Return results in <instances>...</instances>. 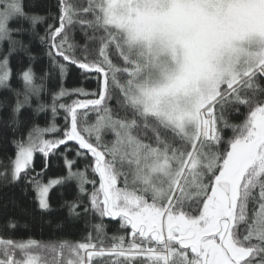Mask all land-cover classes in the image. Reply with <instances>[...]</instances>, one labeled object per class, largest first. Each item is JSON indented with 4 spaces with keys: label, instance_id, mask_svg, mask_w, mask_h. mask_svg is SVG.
I'll return each mask as SVG.
<instances>
[{
    "label": "snow or ice",
    "instance_id": "1",
    "mask_svg": "<svg viewBox=\"0 0 264 264\" xmlns=\"http://www.w3.org/2000/svg\"><path fill=\"white\" fill-rule=\"evenodd\" d=\"M0 90V186L98 218L44 242L9 217L0 264H264V0H0Z\"/></svg>",
    "mask_w": 264,
    "mask_h": 264
},
{
    "label": "trees",
    "instance_id": "2",
    "mask_svg": "<svg viewBox=\"0 0 264 264\" xmlns=\"http://www.w3.org/2000/svg\"><path fill=\"white\" fill-rule=\"evenodd\" d=\"M77 39H80L77 33ZM36 53L39 54L41 51L40 45H35ZM15 64V62H14ZM34 69L37 75H40L43 71L48 69V60L46 57L41 58L35 63ZM53 73V79L46 81L49 90H55L58 87L57 80ZM65 87H85L88 89L95 88V81H84L80 76L79 72L70 70L67 79L64 82ZM12 86L19 88L21 84L13 80ZM7 95V92L0 90V99H3ZM43 100L45 102L50 101V96L44 95ZM35 107V104L33 105ZM3 110H0V118L3 117ZM50 119V113H41L36 118V122L41 126H45L46 121ZM57 123L62 127L64 124L62 116L57 117ZM12 155L11 149L7 152L0 150V163L7 164V156ZM36 170H40L41 158L37 154L35 158ZM0 170H3L0 168ZM61 173L57 171H49L48 176L53 177ZM63 190L56 189L50 193L52 210L49 212H42L33 200L31 193L28 196H22L19 189L15 188H4L0 186V235H11V232H4V225L9 217H14L18 223L16 230V237L19 238H34L39 241H54L59 238H67L73 240H80L84 237L87 231L91 230V226L98 222V218L89 216L87 219L70 220L68 218L67 208L62 207L63 200L72 199V194L64 192ZM15 200L16 204L8 203L10 200ZM6 205V207H5ZM106 232L108 236L114 234H124L123 230L120 229V224L117 221L105 218ZM63 224V228L60 225Z\"/></svg>",
    "mask_w": 264,
    "mask_h": 264
}]
</instances>
